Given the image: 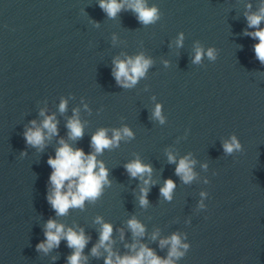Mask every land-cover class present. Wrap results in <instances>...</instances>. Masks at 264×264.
Wrapping results in <instances>:
<instances>
[{"label": "clouds", "instance_id": "clouds-1", "mask_svg": "<svg viewBox=\"0 0 264 264\" xmlns=\"http://www.w3.org/2000/svg\"><path fill=\"white\" fill-rule=\"evenodd\" d=\"M99 8L109 19H116L123 11H131L138 22L147 27L160 21L162 13L159 7L149 0H97ZM244 13L247 21V28L252 31L244 30V35L257 41L253 45L255 58L264 65V0H260L256 11H252V4L246 5ZM98 27V23L94 22ZM117 37L113 35L112 41L115 44ZM185 34L179 32L170 47L175 46L179 49L184 46ZM124 58L116 56L112 61V75L116 84L123 89L134 88L141 79L146 78L149 69L154 61L146 56L144 52L135 55L123 54ZM218 51L215 47H207L200 41H194L192 46L191 63L201 65L205 58L214 62L217 59ZM164 66L168 67L169 62L164 61ZM155 100V97H153ZM68 101L61 98L58 105V111L63 114L67 111ZM83 108L90 112L88 105L83 104ZM73 114L67 119L66 128L67 140L60 138L59 146L55 149L54 156H49L47 164L51 168L49 176V190L47 193V202L51 205L56 216H66L71 209H83L85 203H96L103 195L106 187H111L112 181L109 179V169L103 160L98 159L104 152L112 151L121 146V142H128L135 139L134 131L127 125L119 128H98L91 136V152L86 153L82 148L73 147L68 141H77L84 136L86 121L80 118V108H74ZM40 116L43 120L38 124L36 120L30 121V126H26L23 137L27 145L43 151L46 142L51 141L53 137L59 135L58 120L55 113L48 115L45 109H41ZM150 119L158 121L161 125L165 124L166 117L163 114V105L156 103L151 111ZM222 148L225 155L242 152L243 146L235 134L222 141ZM26 155L25 152L21 156ZM167 161L175 164V175L185 185H190L197 179L195 166L197 161L192 153H188L177 158V155L171 150H166ZM129 177L140 181L139 192L136 196L138 204L142 208L149 206L148 195L152 186L157 181L153 179V168L151 164L143 162L139 156L128 161L123 165ZM201 167L207 170L208 165L202 164ZM215 175V173H213ZM209 183L208 179L204 180ZM177 185L169 178L160 186V196L169 202L173 199ZM208 193L200 192L201 200L198 202L199 209H205L207 206L204 199L208 198ZM95 224L99 225V238L90 250L93 257H104V264H177L189 251L190 244L187 241L186 234L175 232L168 237L159 239L161 249L167 248V256L160 257L156 252L141 243L139 238L144 237L146 233L145 225L135 216L127 221V227L130 230L133 243L126 244L128 253L121 255L113 249L115 243L113 239V225L105 222L103 217L96 216ZM44 239L36 244V251L43 254L50 253L53 249L60 246L62 240L66 241L67 247L71 249V254L67 257V264H87L88 256L84 254V249L88 245L91 237L85 234L83 228L66 226L56 219L49 218L44 224ZM121 239H123V229L119 230ZM159 230L152 233L151 239L157 240ZM106 254V255H105ZM56 259V257H53Z\"/></svg>", "mask_w": 264, "mask_h": 264}]
</instances>
